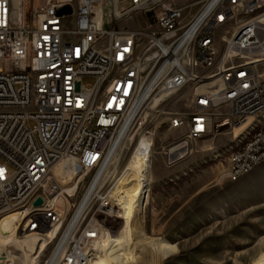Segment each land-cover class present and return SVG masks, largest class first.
I'll return each instance as SVG.
<instances>
[{"label": "built area", "instance_id": "obj_1", "mask_svg": "<svg viewBox=\"0 0 264 264\" xmlns=\"http://www.w3.org/2000/svg\"><path fill=\"white\" fill-rule=\"evenodd\" d=\"M198 3L189 16L170 0H0V221L17 212L20 231L61 226L57 264H91L104 231L123 224L104 178L143 115L165 114L188 87L190 111L167 113L180 140L254 118L227 176L264 162V0ZM135 14L148 16L145 26H114ZM137 149L153 155L149 130ZM64 161L77 180L90 175L78 202L54 174Z\"/></svg>", "mask_w": 264, "mask_h": 264}, {"label": "rangeland", "instance_id": "obj_2", "mask_svg": "<svg viewBox=\"0 0 264 264\" xmlns=\"http://www.w3.org/2000/svg\"><path fill=\"white\" fill-rule=\"evenodd\" d=\"M170 1L186 7L189 16L199 8V0ZM38 3L39 0H35L34 5ZM147 20V15L135 14L114 26L136 29L145 26ZM108 27H111L110 22ZM261 68L264 70V66ZM191 94L192 87L181 91L166 105L165 114L150 113L145 126L133 130L131 140L126 141L120 154L117 170H114L115 165L108 170L102 191L112 189L138 146L143 130H149L154 136L150 205L138 208L133 217V226L142 232L135 241L145 240V234L162 237L177 244L178 251L163 259L151 249L138 245L133 247L139 254L138 264H264V162L236 181L227 176L231 153L243 129L214 130L189 142L191 151L184 159L167 165V149L182 135L181 130L169 127L167 113L190 111ZM68 178L72 182L67 179L60 182L65 190L75 184V178ZM89 179L90 175L80 180L76 194L68 192L69 196L75 195V202L80 200ZM122 226V223L117 224L112 231L117 232ZM60 228L54 226L47 232L56 229L58 233ZM20 232L16 235V247L21 252L25 251L26 238L48 239L43 233ZM40 242L34 256L36 264H47L56 240L45 250H40ZM0 255L5 253L0 252ZM99 255H103V251Z\"/></svg>", "mask_w": 264, "mask_h": 264}, {"label": "bare ground", "instance_id": "obj_3", "mask_svg": "<svg viewBox=\"0 0 264 264\" xmlns=\"http://www.w3.org/2000/svg\"><path fill=\"white\" fill-rule=\"evenodd\" d=\"M149 116L150 113L146 112L142 120L146 121L149 119ZM248 123H250L249 120L239 127L230 126V129H242ZM227 128L228 127L224 129ZM116 148L117 143L110 148L109 156L115 154ZM152 159V154H143L137 149L132 153L131 157L124 165L123 172L119 174L117 181L111 189L113 197L119 201L122 209L121 219L123 220V226L117 232L112 231V229H106V231H104L103 236L98 242V246L101 251H103V255H98V257L92 260L91 264H138L139 254L138 251L136 253L135 248H133L138 245L142 246V248L146 247L151 249L152 252L154 251L163 259L178 251L177 244L162 237H148L145 234V240L142 242L135 241V237L137 235H142V232L133 226V217L138 208L140 209L150 205V200L148 199L149 194L147 195L146 190L149 185H147V183L145 184V182L152 176V171L150 170V161H152ZM119 160L120 156H117L114 166L115 171L117 170ZM54 174L61 183L62 179H67V181L72 182V180L68 178L69 176L75 178L73 181V183H75L73 184L74 186L67 189V192L74 191L78 188L80 179L77 180V174L75 170L70 167L68 161L60 163L55 168ZM94 184L95 183L92 184L88 193L84 195L82 204L87 200ZM21 219V214L15 212L5 216L0 221V252L5 253V255H0V264H36L34 256L37 254L38 244L41 241L40 239L36 237L26 238L24 241V252H21L16 247V235L19 232ZM20 233L24 234L27 232L21 231ZM43 234L47 235L48 239L40 242V250H45L53 242L57 235V230L52 229ZM57 254V251L53 252L47 264H57V259L59 258ZM31 261H33V263H31Z\"/></svg>", "mask_w": 264, "mask_h": 264}, {"label": "water", "instance_id": "obj_4", "mask_svg": "<svg viewBox=\"0 0 264 264\" xmlns=\"http://www.w3.org/2000/svg\"><path fill=\"white\" fill-rule=\"evenodd\" d=\"M71 12H72V7L69 5L64 6L58 11L59 14H67ZM220 125H223V127H220L221 128L220 130H222L227 127V122L222 121L220 122ZM190 150H191L190 143L186 139L180 140L174 143L173 145L169 146L167 149V153H166L167 154V164L173 165L181 161L182 159H184L186 156L189 155ZM42 203H43V200L41 198H38L35 201L34 205L39 206V205H42Z\"/></svg>", "mask_w": 264, "mask_h": 264}, {"label": "crops", "instance_id": "obj_5", "mask_svg": "<svg viewBox=\"0 0 264 264\" xmlns=\"http://www.w3.org/2000/svg\"><path fill=\"white\" fill-rule=\"evenodd\" d=\"M41 0H39V3H40ZM35 2V0H34ZM250 123H248L247 125H245L242 129H243V133L248 129V127L250 126L251 123H253L254 121V118L252 119H249Z\"/></svg>", "mask_w": 264, "mask_h": 264}, {"label": "snow or ice", "instance_id": "obj_6", "mask_svg": "<svg viewBox=\"0 0 264 264\" xmlns=\"http://www.w3.org/2000/svg\"><path fill=\"white\" fill-rule=\"evenodd\" d=\"M221 19H223V17H221Z\"/></svg>", "mask_w": 264, "mask_h": 264}]
</instances>
